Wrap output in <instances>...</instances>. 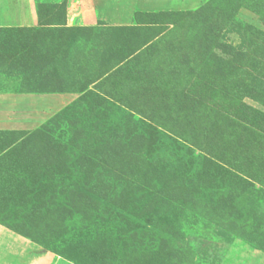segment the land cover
Listing matches in <instances>:
<instances>
[{"label": "rangeland", "instance_id": "rangeland-1", "mask_svg": "<svg viewBox=\"0 0 264 264\" xmlns=\"http://www.w3.org/2000/svg\"><path fill=\"white\" fill-rule=\"evenodd\" d=\"M2 22L0 223L76 264L264 249V0Z\"/></svg>", "mask_w": 264, "mask_h": 264}, {"label": "crops", "instance_id": "crops-1", "mask_svg": "<svg viewBox=\"0 0 264 264\" xmlns=\"http://www.w3.org/2000/svg\"><path fill=\"white\" fill-rule=\"evenodd\" d=\"M188 0H0L4 26H33L42 19L66 17L68 25L93 27L104 22L129 26L150 13L172 10ZM0 264H76L0 223ZM220 264H264V251L237 238Z\"/></svg>", "mask_w": 264, "mask_h": 264}, {"label": "trees", "instance_id": "trees-1", "mask_svg": "<svg viewBox=\"0 0 264 264\" xmlns=\"http://www.w3.org/2000/svg\"><path fill=\"white\" fill-rule=\"evenodd\" d=\"M44 129H45V131H47L46 128H42V129H37V130H35V131H33V132L31 133V138H32V140H33V142H34V146H35V148L38 147V143H39L40 139H41L43 136H45V135H44V132H45V131H43ZM47 129H48V128H47ZM36 149H37V148H36ZM35 152H36V151H35ZM232 242H233V240L230 241L229 245H230ZM247 242H248V241H247ZM248 243H250V242H248ZM250 244H252V243H250ZM229 245H228V247H229ZM252 245L264 251L263 248H261V247H259V246H256V245H254V244H252ZM43 247H45V248H47V249H49V250L55 252V250H53V249H51V248H49V247H46V246H43ZM228 247H227V248H228ZM227 248H226V250H227ZM226 250H225V251H226ZM55 253H56V252H55ZM223 257H224V255L222 256V258H219V259H218V263H217V264H220V263H221ZM68 259H69V258H68ZM72 260L76 261V259H72ZM76 262H77V261H76ZM77 263H78V262H77Z\"/></svg>", "mask_w": 264, "mask_h": 264}]
</instances>
